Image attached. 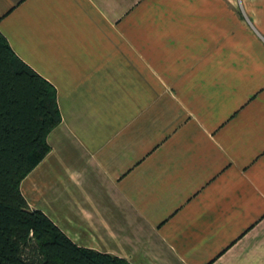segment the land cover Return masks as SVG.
Returning a JSON list of instances; mask_svg holds the SVG:
<instances>
[{"label": "crops", "instance_id": "obj_1", "mask_svg": "<svg viewBox=\"0 0 264 264\" xmlns=\"http://www.w3.org/2000/svg\"><path fill=\"white\" fill-rule=\"evenodd\" d=\"M61 120L20 189L131 264H264V0H0Z\"/></svg>", "mask_w": 264, "mask_h": 264}, {"label": "trees", "instance_id": "obj_2", "mask_svg": "<svg viewBox=\"0 0 264 264\" xmlns=\"http://www.w3.org/2000/svg\"><path fill=\"white\" fill-rule=\"evenodd\" d=\"M60 120L56 89L0 31V264H131L77 246L22 195L21 181L49 152L46 137Z\"/></svg>", "mask_w": 264, "mask_h": 264}]
</instances>
